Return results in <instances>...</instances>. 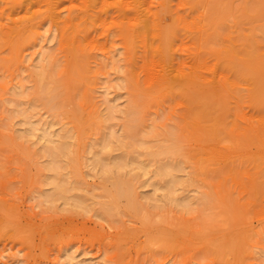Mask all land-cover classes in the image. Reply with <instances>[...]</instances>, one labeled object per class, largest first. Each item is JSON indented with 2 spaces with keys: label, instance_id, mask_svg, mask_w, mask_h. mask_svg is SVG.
Here are the masks:
<instances>
[{
  "label": "rangeland",
  "instance_id": "rangeland-1",
  "mask_svg": "<svg viewBox=\"0 0 264 264\" xmlns=\"http://www.w3.org/2000/svg\"><path fill=\"white\" fill-rule=\"evenodd\" d=\"M230 48L264 53V0H0V264H264V145L232 130L258 104ZM195 59L216 94L177 80ZM30 119L77 160L50 169Z\"/></svg>",
  "mask_w": 264,
  "mask_h": 264
},
{
  "label": "bare ground",
  "instance_id": "bare-ground-1",
  "mask_svg": "<svg viewBox=\"0 0 264 264\" xmlns=\"http://www.w3.org/2000/svg\"><path fill=\"white\" fill-rule=\"evenodd\" d=\"M162 7H164V6H162ZM133 9L134 10H132V11H134V13H136V15L138 13L140 14L141 9H140L139 6H134ZM166 10H167V8H166ZM145 19L146 18H143L141 21H139V22H141V26L138 28V32L141 35H144L145 32L147 31L148 27H149L148 26L149 22H147L149 19H146V20ZM150 22H151V20H150ZM230 49H231V56L235 58V61L237 63L236 64L237 67H240L242 69V71L247 72L245 74L247 75V77L249 79H251V82H252L253 86L255 87L254 88L255 92H254V95H253V100L258 104V109H257L258 113H256V114H248L249 116L248 115L245 116L244 117L245 122L244 121H240L239 119L236 118L233 121V125H232L233 129L232 130H233V132L246 133L245 136H244L245 139H250V135L249 134L254 132L255 134H257L258 139L264 145V53L252 52V54L250 55V52L248 51V53H246L245 56H244V55H239V53L237 54L234 51V49H232V48H230ZM225 52H227V51H225ZM43 53H44V51L41 52V55H43ZM42 60H43V58L41 59V61ZM195 60H194L195 63L193 65V67H191L193 69L187 70L185 68L186 66L180 69V74L178 76L179 78L177 80L179 82H181V81L182 82H188V83L192 82V85L194 84L193 86H196V91H198L201 95L205 93L207 95V97H208V94L209 95L210 94H213V95L216 94L219 91L221 84L220 83L217 84L218 82L214 83V82L209 81L208 79H210V78L205 77V75H203L204 76L203 77L202 74L198 72V70L203 73L202 66H204L206 62L204 63L201 60H197V59H195ZM185 61H187V60H185ZM171 62H173V60ZM182 63H181V65H182ZM43 64H45V63H43ZM234 64H235V62H234ZM38 76H39V87H41V91H48V92L53 91L54 86L52 87L51 84H46V82H45V78H46L45 74L44 73H39ZM174 81H176V80H174ZM193 86L191 88L194 89L195 87H193ZM184 87L186 88V86H184ZM24 90H25V88L23 90H20V92H18V93L22 94V93H24ZM41 91L39 90L38 93L41 94L42 93ZM204 96L205 95L202 96L201 101L204 100V102H206V98L207 97L206 96L204 97ZM48 101H50V98L48 99ZM116 105H118V104L116 103ZM116 105L112 104V103L109 104V109L110 110L108 111L109 113L108 112L106 113L107 117L102 112H101V114H98V115L96 114L95 116H92V117L93 118L97 117L98 121L102 122V121H104V119H108V116L110 114L111 109H114L116 107ZM122 111H125V110L123 109ZM24 113H26L27 117H31L32 115H35V113L30 111L28 109V107L24 108ZM255 115H256V117H255ZM89 116L82 117V127H81L82 131L86 130V128L84 127L85 123H87L90 119H92V117H89ZM202 116H203L202 115V111L199 109V111H197V117H202ZM36 122H39V119H37V120L30 119L29 123H28L29 125H28V128H27V131H29L28 132L29 134H35V135H36V133L38 131V133H37L38 139L41 142L40 146L38 145V148L40 150L43 149V150H46V152L48 150V152H49L50 149H53V150H51V154L53 156H55V157H53L51 155L53 157L52 159H54V160L49 163V168L54 163L58 164L57 166H59V168H61L63 166V164H64L63 163L61 165V163L64 160L69 161V162L77 160L78 155L75 156L74 155L75 153H73V155H71V153H70L71 151H69L72 142L67 139V135L65 133H63V132L55 133V131L50 128L51 125H44L45 123L44 124L42 123L43 124V126H42V124L41 125H37ZM117 137L120 138V135H118ZM104 138H103V140L101 142L102 148L108 150L112 146V140L109 139L107 136L104 137ZM50 141L55 143L54 146H53L55 149L51 148V146H49L48 142H50ZM90 146H91V148L93 147L92 146V142H91ZM105 153L106 152L101 153L100 151H95L92 156H88L86 161H88L89 164H92L93 166H98L99 165L101 167H104V169H105V166L108 163H110V165H113L115 167L121 166L120 162L117 160L116 157L113 159V161L111 160V162L105 163L104 162L105 161V157H106ZM57 156H60V157L56 158ZM262 157L264 158V152H262ZM145 160L146 159H144L142 157H137V158L133 159L132 161L138 163V165L140 167H142L145 171H147V167H148L147 165L149 164V162L145 163ZM263 161H264V159H263ZM156 163H157V166H156V169L154 170L155 174L156 175H168L170 177V179L173 181V183H175V181L178 179L177 178L178 177V173H176V171L180 168V166L176 162H174L173 160L168 159V158L158 160V162H156ZM53 167H51V168L54 169L56 166L54 168ZM105 171L107 172L109 170L105 169ZM115 183H116V186L118 187L119 183H118L117 180H116ZM120 183L122 184V181H120ZM56 184H57V182H56ZM61 186H62V188H60ZM63 186L64 185L62 183H58L57 184V187L60 188V191L63 194V196H66L65 193H64V190H67V189H65L66 187L63 188ZM55 187H56V185H55ZM59 188H58V190H59ZM43 195H44V193H43ZM75 257H76L75 255H73V256L71 255V259H73ZM75 263L76 264H95L94 262H87L86 259L76 260Z\"/></svg>",
  "mask_w": 264,
  "mask_h": 264
}]
</instances>
